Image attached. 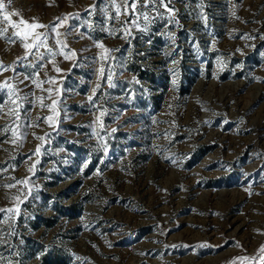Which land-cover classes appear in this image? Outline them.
<instances>
[{"label":"rangeland","instance_id":"rangeland-1","mask_svg":"<svg viewBox=\"0 0 264 264\" xmlns=\"http://www.w3.org/2000/svg\"><path fill=\"white\" fill-rule=\"evenodd\" d=\"M128 2L0 17V264H264V0Z\"/></svg>","mask_w":264,"mask_h":264},{"label":"snow or ice","instance_id":"snow-or-ice-1","mask_svg":"<svg viewBox=\"0 0 264 264\" xmlns=\"http://www.w3.org/2000/svg\"><path fill=\"white\" fill-rule=\"evenodd\" d=\"M137 2H138V0H129V2L126 4V7H130L134 11ZM11 3H12V0H7V4L5 3V0H0V17H2V20L4 22H7V24L9 26H11L12 28H17L19 25L12 20V16L19 15V13L18 12H10L8 10L10 8V6H11ZM157 3H158V6L156 7V11H157L158 15L160 17H163L164 15H169V17L171 18V14L175 10L172 9V8H169L168 5L170 3V0H148V3L147 4H142V7H148L149 4H151V5H157ZM160 8L165 9V12H160L159 11ZM119 15H120V8L117 7V17H114V18H118ZM141 15L143 16V19L145 21L149 20V17H148L147 14L141 13ZM63 23H64V20L63 19L57 18V23H55V24H53L51 26V31L56 32L58 27L63 26ZM132 23L135 25V21H133ZM19 24L27 25L28 28H30V29H38V28H46V27H49V26L43 25V24L38 23V22H33V23H30L29 24L28 21H25L23 19H21L19 21ZM7 30L8 29L6 27L0 28V35H3L4 33H6ZM57 34L59 35V33H57ZM13 35L16 36V37H18V38H20L22 42L29 39V35L27 33L14 32ZM42 36H43L42 33L35 32L31 38L34 41H36L37 43H23V47L25 49H31L33 47H38V46L44 45V42H45L46 37H44L42 39ZM249 38H251V37H249ZM58 43H61V42L58 41ZM64 46H66V45H64ZM99 46L100 47H103V45H99ZM56 54H57L56 52H52V55L53 56H55ZM73 55H75V53H73ZM65 58H67V56ZM4 70H7V69L5 68V66L2 63H0V71H4ZM56 70L57 71H60V69H58V68ZM36 75H38V74H36ZM25 79H31V77H25ZM110 79H111V77L109 76V80ZM45 82H47V81H42L41 83H45ZM37 86L39 87L40 85L38 84ZM3 87L9 88L13 92V94H14V90H12L11 85H9V84H7L5 82V84L3 85ZM47 91L48 92H51V89H48ZM89 99H91V97H89ZM12 103H15V101H12ZM53 104H55V101L53 102ZM47 119L50 120L51 117H49ZM5 131H7V129ZM113 131H115V130H113ZM38 138L39 139H42L40 137H38ZM36 151L38 153L39 152V148H37ZM172 162L175 163V161H172ZM7 187H12V185H7ZM0 211H4V210H0ZM7 211L10 212L12 210L11 209H7ZM260 252L261 253H264V246L261 247Z\"/></svg>","mask_w":264,"mask_h":264}]
</instances>
